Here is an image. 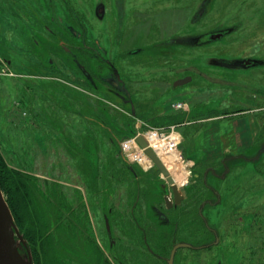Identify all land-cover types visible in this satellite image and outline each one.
<instances>
[{
  "label": "rangeland",
  "instance_id": "1",
  "mask_svg": "<svg viewBox=\"0 0 264 264\" xmlns=\"http://www.w3.org/2000/svg\"><path fill=\"white\" fill-rule=\"evenodd\" d=\"M5 2L0 56L9 58L12 48L24 68L15 66L14 77L0 73V155L35 178L32 201L47 226L35 246L18 229L19 252L33 264L35 250L38 264H166L176 242L214 241L205 221L217 243L179 249L174 264H264V0L30 1L46 24L50 16L70 21L76 13L77 29L87 28L90 44L97 39L125 73L132 111L88 87L79 73L76 79L56 43L41 49L52 68L42 66L31 43L30 56L22 57L11 44ZM102 2L99 20L94 9ZM216 33L222 35L209 38ZM81 53L89 68L91 54ZM245 60L254 64L229 65ZM187 76V83L172 85ZM173 100L187 108L170 109ZM250 114L260 124L256 142L234 155L223 148L211 160L199 141L209 129L204 120ZM151 129L174 133L190 160L179 187L184 199L170 209L169 185L153 163L129 162L120 149L121 140Z\"/></svg>",
  "mask_w": 264,
  "mask_h": 264
},
{
  "label": "flooded vegetation",
  "instance_id": "2",
  "mask_svg": "<svg viewBox=\"0 0 264 264\" xmlns=\"http://www.w3.org/2000/svg\"><path fill=\"white\" fill-rule=\"evenodd\" d=\"M5 1H6L5 2V11H6L5 15H6V20L9 21L8 29L11 32V40H12L11 44L13 45L14 40H15V43H16L15 45L19 47V49L22 50V52L20 51L22 57H28V55L30 56L29 52L34 51L33 55L42 64V66L46 65V68L47 67L52 68L53 60L51 59L50 56H45L44 53H42L41 49L42 50L45 49L46 51H49L47 47H50L51 50H53V44L56 43L58 44V47L61 48V50L65 53L66 57L69 59L70 64L72 66L70 68L76 72V79H77V73H79L80 77L82 78L83 81L86 82L85 84L88 87H90L91 89L95 91H98V93L100 94L103 93V94L109 95L113 99H116L122 105H129L131 111L133 110V106H134L133 100H132L133 96L128 86L129 82H128V79L126 78L125 73L118 71L115 68L114 64L105 57L106 49L101 47L97 39L94 41L95 46H92L90 44L91 39L88 35L87 28L81 27V30L77 29L78 27H77L76 13L70 12V15H71L70 21H66V20L56 21L54 17L50 16L49 19L47 20L48 23L46 24L45 23L46 21H44L45 19L41 18L38 11H35V10L31 11V7L29 3L30 1H33V0H5ZM38 1L42 2V0H38ZM59 1L66 3L65 2L66 0H59ZM49 2L50 4H53V0H49ZM38 7L41 8L40 6ZM105 12H106L105 4L103 2L97 3L94 9V15L99 20H102L105 16ZM30 25H32L33 27H30ZM45 32L49 35V37L45 35ZM44 38H47L50 41V43L44 40ZM30 43L32 46L31 51H30ZM82 51L90 53L91 56L93 57V58L89 57V60H86L88 62H91L90 67L89 68L87 67L88 69L78 59L79 55H83L81 53ZM8 56L9 58L7 57L2 58L0 56V61H1L0 73L6 76H12V77L18 76L17 73H15L14 71L15 66H18V67L21 66L23 68L24 66H22V64H20V62L16 60L14 50L12 48ZM91 59H96L98 62L100 61V64L98 65L95 60H91ZM28 71L29 70L27 69V72ZM161 86L163 87L162 84ZM168 194L170 195V203L168 206L165 201L166 195L164 196V205L167 209H170L171 207L177 206L181 203V202L178 204L175 203L173 196H172L171 189H170V193ZM183 199H184V195H183ZM203 223L205 227H207L208 230L214 233V238H215V234L217 233H215L212 229H210L207 226V223L205 221H203ZM104 224H105V230H106L107 237L109 238L110 245H113L114 241L110 240L111 230H110V225H109V219L106 216L104 217ZM217 237L219 240L218 235ZM179 242H187V241H179ZM187 243H190V242H187ZM184 248L191 249L187 247H184ZM179 249H182V248H179ZM201 249H204V248H201ZM201 249H192V250H201ZM170 250H169V253H170ZM169 253H168V256H169ZM176 253L177 251L175 252V255ZM175 255H174V259H175ZM168 256L165 258V262ZM174 259H173V264H174ZM219 263L221 264L220 261L217 262V264ZM120 264H127V263L123 262Z\"/></svg>",
  "mask_w": 264,
  "mask_h": 264
},
{
  "label": "water",
  "instance_id": "3",
  "mask_svg": "<svg viewBox=\"0 0 264 264\" xmlns=\"http://www.w3.org/2000/svg\"><path fill=\"white\" fill-rule=\"evenodd\" d=\"M222 35V33H216L210 35V39H216L219 38ZM250 64H254L250 60L242 61H235L230 64V66H249ZM190 80V77H184L181 79H178L174 81V86H179L182 84L187 83ZM136 142L139 144L141 148L144 149V153L146 156L151 160V162L154 164V166L157 168V170L162 174V176L166 179L167 183L170 186L173 199L176 204L180 203L183 199V194L181 190L179 189V186L175 184L173 178L170 176L167 168L165 165L161 162L159 157L155 154V152L148 147L147 142L143 138V136L139 135L136 137ZM122 153V152H121ZM123 155V154H122ZM165 201L167 203V206L170 203V195L165 196ZM18 227L14 223L13 215L10 211V208L5 200V197L3 195V192L0 188V264H33L31 258L27 255H22L18 250V244L16 241V237H18L20 240H22L21 236L18 233ZM23 241V240H22ZM218 241L217 234H215L214 241L208 244L203 245H192L191 243L187 242H178L175 243L169 253L168 258L166 259L167 264H173V259L175 252L179 248H191V249H201L208 246H211L213 244H216ZM220 264V263H219Z\"/></svg>",
  "mask_w": 264,
  "mask_h": 264
},
{
  "label": "trees",
  "instance_id": "4",
  "mask_svg": "<svg viewBox=\"0 0 264 264\" xmlns=\"http://www.w3.org/2000/svg\"><path fill=\"white\" fill-rule=\"evenodd\" d=\"M33 181L35 178L23 174L20 170L9 168L0 155V188L19 231L35 246L37 239L47 231V226L42 221L39 210L35 208L36 204L32 201V190L35 189L31 187ZM35 193L37 197L38 193ZM34 253V262L38 264L39 255L36 250Z\"/></svg>",
  "mask_w": 264,
  "mask_h": 264
},
{
  "label": "crops",
  "instance_id": "5",
  "mask_svg": "<svg viewBox=\"0 0 264 264\" xmlns=\"http://www.w3.org/2000/svg\"><path fill=\"white\" fill-rule=\"evenodd\" d=\"M217 118H206L205 122H210L209 129L203 131L199 141L206 150L205 154L211 160L221 157L223 148L229 152L237 154L244 148L250 147L256 142L259 136V120L253 114L247 116H238L236 118H226L216 121ZM215 120V121H214ZM189 119L184 120L185 124H190ZM257 127V128H256ZM213 158V159H212Z\"/></svg>",
  "mask_w": 264,
  "mask_h": 264
},
{
  "label": "bare ground",
  "instance_id": "6",
  "mask_svg": "<svg viewBox=\"0 0 264 264\" xmlns=\"http://www.w3.org/2000/svg\"><path fill=\"white\" fill-rule=\"evenodd\" d=\"M177 139L174 133L165 137L155 132H148L145 141L165 165L175 184L180 187L187 181L189 172L186 167L190 164V160L184 159L177 149ZM143 157L147 164L151 163L145 155Z\"/></svg>",
  "mask_w": 264,
  "mask_h": 264
},
{
  "label": "built area",
  "instance_id": "7",
  "mask_svg": "<svg viewBox=\"0 0 264 264\" xmlns=\"http://www.w3.org/2000/svg\"><path fill=\"white\" fill-rule=\"evenodd\" d=\"M168 106L172 110L186 109L187 108L186 103H184L182 100H176V101L173 100L172 102H169ZM171 127H173V126H171ZM148 132H155V133H158L160 135H164L165 137L168 136V135H165L163 132H159L158 130L151 129ZM148 132H146L145 134H142V136L145 140H146V134ZM137 136H139L138 133L131 136V137H128L124 140H121L120 141V149H121L123 156L129 162L137 163L138 165L144 167L145 166L144 164H147V162L145 161L143 155L146 156V154L144 153V149L141 148L139 146V144L136 142ZM149 161H151V160L149 159ZM148 164L151 165L150 162Z\"/></svg>",
  "mask_w": 264,
  "mask_h": 264
}]
</instances>
